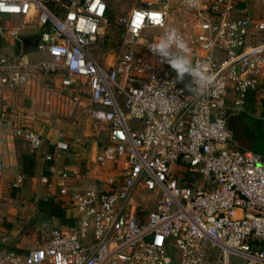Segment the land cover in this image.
<instances>
[{
  "label": "built area",
  "instance_id": "built-area-1",
  "mask_svg": "<svg viewBox=\"0 0 264 264\" xmlns=\"http://www.w3.org/2000/svg\"><path fill=\"white\" fill-rule=\"evenodd\" d=\"M249 4L140 0L115 19L121 28L115 50L98 55L107 0H0V179L14 190L21 186L24 174L8 177L3 169L12 165L16 139L31 151L44 142L38 117L72 116L83 107L108 133L95 163H125L117 175L91 178L75 167L57 168L59 151L45 153L39 181L52 194L35 197L25 220L49 200L72 209L74 220L18 251L1 228L2 215L0 264H231V255L240 264H264V155L239 147L229 128L251 92L259 105L264 100V40L247 43L250 32L264 31V17L254 18ZM5 15L38 31L21 35ZM165 26L178 28L194 61L216 74L218 85L207 95L168 84L175 73L146 46L158 36H142L146 29L162 34ZM24 36L37 40L33 49H24ZM131 119L144 120L143 129L130 128ZM206 180L216 184L212 191ZM139 188L160 195L156 210L142 207Z\"/></svg>",
  "mask_w": 264,
  "mask_h": 264
},
{
  "label": "crops",
  "instance_id": "crops-1",
  "mask_svg": "<svg viewBox=\"0 0 264 264\" xmlns=\"http://www.w3.org/2000/svg\"><path fill=\"white\" fill-rule=\"evenodd\" d=\"M4 20L11 21L13 19L4 18ZM24 105V110L28 112L32 110L28 102L25 101ZM52 113V117L47 119L38 117V120L34 122L35 128L39 129L40 133H42L45 138L41 146L37 150L31 151L24 140L16 139L9 151L11 152L10 160L12 161V165L3 169V174L8 177L24 174L22 158L23 155L27 153L31 154L33 157L32 174L30 176L24 174L25 178L17 190L9 187L8 179H0V217L2 215L5 216L1 228L7 233L10 246L16 248L18 251H26L42 243V238L47 235L42 232L39 234L38 231L37 212L42 211L50 215L47 211L38 209V203L41 201L37 203L35 216H32L28 221H26L24 217V208L30 205L32 206L35 197L42 195L51 196L52 194V191L39 181V177L46 174L47 171V162L44 158L45 153L59 151L61 157L55 162L57 168H63L64 166L71 168L75 167L80 173L91 178L97 173H99V175H117L121 167L125 164L119 161L117 164L109 163L101 168L95 163V151L107 141L108 133L107 129L99 125L93 118L89 120L87 117L78 114L76 117H73L70 122H67L66 119L68 118L66 117H72L75 113L72 116L66 117L62 115V112L54 111ZM258 114L264 116V100L263 104L259 105L254 98H248L245 109L238 115L231 116L232 120L229 123V128L233 133V141L236 144L238 143L237 145H240L239 147L250 149L244 146V144H246L244 139H249L245 134L250 133L247 127V118L254 119ZM238 134L245 136L240 143L236 140V135ZM57 143L67 144L68 149L64 150L57 148ZM257 153L264 155V152ZM64 210L66 220L64 222L57 217L51 216V220L58 219L57 221L60 223L59 226L71 224L74 220V211L68 208H64ZM22 216L23 221L30 224L32 220L34 224L31 223L32 225L28 228H24L20 225L21 223H19V217ZM34 219L35 222H33ZM70 221L72 222L70 223Z\"/></svg>",
  "mask_w": 264,
  "mask_h": 264
},
{
  "label": "rangeland",
  "instance_id": "rangeland-1",
  "mask_svg": "<svg viewBox=\"0 0 264 264\" xmlns=\"http://www.w3.org/2000/svg\"><path fill=\"white\" fill-rule=\"evenodd\" d=\"M109 4V13L108 17L112 20V24L108 22H103L101 24L103 32L105 31L106 36L109 37L111 42L116 41V30L117 28L115 27L114 20L117 19L119 16H122L126 14L131 8L139 6L140 5V0H107ZM249 10L253 12L254 18H260L264 17V0H249ZM6 19L12 18L13 20V25L15 27H18L20 30V34L23 35L26 32L29 31H38V27L36 24L29 25L25 28H22L21 24V18H19L16 15H5L4 16ZM161 35V30L160 29H146L142 32V36L152 40L153 37ZM103 39V33L99 34L98 41L96 46L94 47V51H97L96 54L99 55V51H101V46L100 42ZM108 39V40H109ZM264 40V31L261 32H250L249 36L247 37V43L248 44H253L258 41ZM112 47V46H111ZM108 52L111 51V49L107 50ZM231 84H229L230 86ZM233 99V94L228 93L227 95V100H232ZM89 107L86 108H79L74 116L72 117H66L68 116L67 113H62L66 118L67 122H70V120L73 119V117H76L78 114L83 115L84 117H87L89 120H92V117L90 116L89 112L87 111ZM53 115V113L51 114ZM52 117V116H50ZM248 123L247 127L250 130L249 134H245L246 136L249 137V139H244L245 143L244 146L245 148H250L253 151L256 152H264V116L261 114H258L254 119L253 118H247ZM144 120L140 119H131L128 121V126L132 129H143L144 127ZM101 132V130H100ZM238 132V131H236ZM242 138H245V136H241L240 134L236 135V140L240 143L242 141ZM238 144V143H237ZM240 146V145H239ZM247 146V147H246ZM243 148V147H242ZM215 183L206 180L205 181V190L206 191H212L215 187ZM160 195L155 194L153 191H147L144 189H138V193L136 195V199L141 202L142 207L146 210V212L154 211L156 210V203L157 200L159 199ZM22 217H19V223L22 225L24 228L29 227L30 225L34 224L31 223L28 224L25 221L22 220ZM58 219H53L51 220L50 225L44 226L40 229H38L39 234L42 232L44 234L48 233V230H50L53 227H59L60 223L57 221ZM35 221V219H34ZM34 226V225H33ZM38 237V236H37ZM41 239V238H40ZM168 254L174 258L178 257V252L176 249H169ZM230 262L231 264H240L241 259L238 256L231 255L230 256Z\"/></svg>",
  "mask_w": 264,
  "mask_h": 264
},
{
  "label": "clouds",
  "instance_id": "clouds-1",
  "mask_svg": "<svg viewBox=\"0 0 264 264\" xmlns=\"http://www.w3.org/2000/svg\"><path fill=\"white\" fill-rule=\"evenodd\" d=\"M146 46L153 57H159V63H166L175 73V78L168 83L173 87L181 83L184 90L195 97L205 96L217 87L216 74L211 66L194 61L192 48L178 28L165 26L162 34L147 42Z\"/></svg>",
  "mask_w": 264,
  "mask_h": 264
},
{
  "label": "trees",
  "instance_id": "trees-1",
  "mask_svg": "<svg viewBox=\"0 0 264 264\" xmlns=\"http://www.w3.org/2000/svg\"><path fill=\"white\" fill-rule=\"evenodd\" d=\"M105 22H108V23H111L112 24V20L108 17V14H107V17H106V21ZM113 22L115 24V27L117 28V30H116V35H117L116 41L115 42H111L110 39H109V37L106 36L105 31H104L103 32V39L100 42V46H101V51H99L100 53H106V52H108L107 50H109V49H111V51H113V50H115L116 46L118 45V42L120 40L121 28H120L119 25H117L115 23V20ZM253 95H254V93L251 92L249 94L248 98L249 99H253ZM231 120L232 119L230 117L229 123L231 122ZM32 161H33V157H32L31 154H27L26 153V154L23 155V158H22V166H23V172H24L25 175H29L30 176L32 174V170H31V168L33 166ZM190 174L191 173L189 171H184V174H183L184 175V179L187 180L189 184H191L190 182L192 180ZM38 209L47 211L51 216L57 217V218H59L63 222L66 221L65 220V210L58 203H55V202H53L51 200H49V201H41V202L38 203ZM33 222H35V221L33 220ZM71 222L72 221H70V223Z\"/></svg>",
  "mask_w": 264,
  "mask_h": 264
},
{
  "label": "water",
  "instance_id": "water-1",
  "mask_svg": "<svg viewBox=\"0 0 264 264\" xmlns=\"http://www.w3.org/2000/svg\"><path fill=\"white\" fill-rule=\"evenodd\" d=\"M37 40L32 36H24L22 37V44L25 50H31L35 47ZM51 223V215H48L45 212L38 211L37 212V224L38 229L50 225Z\"/></svg>",
  "mask_w": 264,
  "mask_h": 264
}]
</instances>
